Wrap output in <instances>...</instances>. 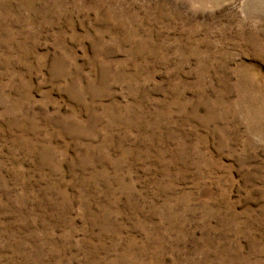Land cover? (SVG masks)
I'll return each instance as SVG.
<instances>
[{
    "label": "rangeland",
    "instance_id": "374dc122",
    "mask_svg": "<svg viewBox=\"0 0 264 264\" xmlns=\"http://www.w3.org/2000/svg\"><path fill=\"white\" fill-rule=\"evenodd\" d=\"M0 264H264V0H0Z\"/></svg>",
    "mask_w": 264,
    "mask_h": 264
}]
</instances>
